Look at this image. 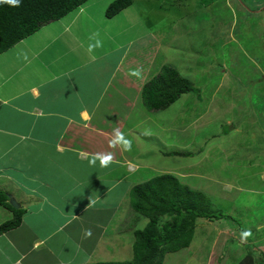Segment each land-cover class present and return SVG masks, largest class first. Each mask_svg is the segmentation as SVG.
Wrapping results in <instances>:
<instances>
[{"label": "crops", "instance_id": "obj_1", "mask_svg": "<svg viewBox=\"0 0 264 264\" xmlns=\"http://www.w3.org/2000/svg\"><path fill=\"white\" fill-rule=\"evenodd\" d=\"M105 9L99 0H87L0 54V156L8 152L10 157L13 155L19 160L11 161L22 164L16 170H3V160H0V178H4L1 184L6 182L5 186H0L6 190L8 181L13 190L21 189L24 194L17 193L21 197L16 201L25 210L21 224L0 235V264L124 261L111 258L121 254L129 259L136 229L128 236L119 230L115 220L118 213L121 216L126 211L128 215L129 190L149 178L152 172L171 173L180 167L171 164L180 161H176L182 157L178 152L177 155L161 154L165 163L142 162L143 154L156 143L144 133H151L154 122L163 128L166 122L161 111L147 112L140 98L143 84L158 74L162 66L180 71L176 64L165 60L171 55L163 53L161 42L153 36L154 28L146 24L134 3L112 18L104 15ZM97 39L101 46L89 51V46L95 45ZM160 54L165 59L155 67ZM103 73L106 76L98 90L97 101L78 100L72 108V97L57 98L61 90L73 88V81L79 82V77L74 76L97 78ZM185 96L182 94L173 104L181 102ZM56 100L66 107L60 110ZM130 122L134 124L130 126ZM59 130H63L61 134ZM115 130L127 136L130 147L124 143V138L114 143ZM174 135L170 132L169 147H183L185 144L178 141L182 137L178 135L175 141ZM108 155L111 161L107 166H101L99 160L94 165L89 163L96 156ZM60 158L70 160L71 171L63 170ZM83 161H88V169V165L82 166ZM59 180L63 185L55 183ZM209 182L220 183L212 179ZM225 184L224 188H228L222 193H232L233 186ZM246 190L256 199V204L245 206L244 212L258 210L245 213L246 222L240 224L225 218L197 220L192 241L184 249H189L191 257L199 264H239L250 250L259 262H264V219L255 218L262 210L264 216V190ZM7 192L14 197L11 191ZM28 199L35 202L25 207L24 201ZM65 200L75 211L62 209ZM43 202L46 213L41 210ZM37 213L40 216L33 220ZM138 216L137 225H145L144 217L141 220ZM44 218L55 222V235L58 230L73 227L67 235L58 231V240L50 244L53 231L40 234L37 229ZM61 219L64 221L59 225ZM205 223H213L212 228ZM80 234L82 240L76 243ZM71 240L77 244L79 252L70 249L67 255L65 244ZM165 260L164 257L163 264Z\"/></svg>", "mask_w": 264, "mask_h": 264}, {"label": "rangeland", "instance_id": "obj_2", "mask_svg": "<svg viewBox=\"0 0 264 264\" xmlns=\"http://www.w3.org/2000/svg\"><path fill=\"white\" fill-rule=\"evenodd\" d=\"M107 1L99 0L100 6L105 9ZM134 6L146 24L154 28L153 36L161 42L163 53L171 55V58L166 59L162 54L157 55L155 67L160 66L159 61L164 59L176 64L179 74L187 78L193 87L181 102L161 111L166 122L164 128L154 122L151 133H144L148 135L147 139L156 143L143 154L142 162L165 163L161 154L167 155L177 150L182 157L177 158L176 161L180 160L178 163L171 164L180 167L171 173L187 187L203 190L213 208L228 216L226 221L234 219L240 224L246 222L245 213H256L258 210L248 209L244 212L245 206L256 204V199L245 189L264 190V0H135ZM104 76H74L79 77V82L73 81V88L69 86L61 90L57 98L65 100L72 97V108L83 99L86 103L88 100L93 103L98 99ZM56 102L60 110L66 107L65 103ZM62 131L59 130L60 134ZM170 132L176 134L175 141L180 135L182 139L178 141L185 145L170 148L167 144ZM112 137L115 139L116 136L112 134ZM123 138L126 141L127 136ZM2 155L0 160H3V170L12 171L21 167V162L11 161H19L16 156L10 157L8 152ZM86 162L83 161L82 166L88 165ZM59 164L65 171H71L73 167L67 159L63 161L60 158ZM156 174L152 172L149 177ZM209 178L220 183H210ZM1 179L4 178H0V185L5 186L6 182L1 184ZM60 181L55 183L63 185ZM225 183L233 186L232 193H222L228 188H224ZM13 188L7 181L6 190L13 193L15 200L21 197L17 193L24 194L20 192L21 189ZM33 202L32 199L24 201L25 207ZM70 206L68 200L61 204L63 210L75 211ZM45 208L43 202L42 213H46ZM262 211L256 219H264ZM37 215L33 220L40 213ZM11 217V212L0 206V223ZM138 217L141 220L143 218L140 215ZM136 218L137 213L131 209H128V215L125 211V214L121 213L120 216L118 213L115 216L119 230L128 236L134 228L141 229L144 225H137ZM43 220L37 226L40 234L56 229L53 219ZM63 221L59 220V225ZM205 225L212 228L213 223ZM72 227L70 225L66 231H58L67 235ZM53 234L50 244L58 240V235L54 231ZM81 240L80 234L75 241L80 243ZM76 243L71 240L65 244L67 255L70 249L79 252ZM191 254L189 249L184 248L177 253L166 254L164 264H185L186 261V264H199ZM123 257L121 254L111 258L124 261L131 259Z\"/></svg>", "mask_w": 264, "mask_h": 264}, {"label": "trees", "instance_id": "obj_3", "mask_svg": "<svg viewBox=\"0 0 264 264\" xmlns=\"http://www.w3.org/2000/svg\"><path fill=\"white\" fill-rule=\"evenodd\" d=\"M87 0H0V54L16 43L73 11ZM135 0H113L105 11L112 18ZM191 82L171 66H162L159 74L143 84L140 98L147 112L157 113L173 104L182 94L191 92ZM176 154L177 152H170ZM8 192L0 188V206L12 217L0 223V235L17 228L25 212L23 207L13 208ZM132 212L146 219L141 229L133 232L131 259L84 264H163L168 253L189 246L198 219L228 218L213 208L209 198L201 191L182 184L171 173L153 175L136 183L128 193ZM242 230V228L240 229ZM239 264H264L250 250Z\"/></svg>", "mask_w": 264, "mask_h": 264}, {"label": "clouds", "instance_id": "obj_4", "mask_svg": "<svg viewBox=\"0 0 264 264\" xmlns=\"http://www.w3.org/2000/svg\"><path fill=\"white\" fill-rule=\"evenodd\" d=\"M17 2H18V0H17ZM100 46H101V41L99 39H97L95 45L89 46V51H91L93 47H100ZM115 136H116V141H114V143L119 142L120 140L123 139V134L119 130H115ZM124 143L126 145L130 146L129 141H124ZM97 160H99L101 166H107L109 164V162L111 161V156L110 155H108V156H96V157L92 158L89 161V163L94 165Z\"/></svg>", "mask_w": 264, "mask_h": 264}, {"label": "water", "instance_id": "obj_5", "mask_svg": "<svg viewBox=\"0 0 264 264\" xmlns=\"http://www.w3.org/2000/svg\"><path fill=\"white\" fill-rule=\"evenodd\" d=\"M8 199H9L10 205L13 208L18 209L20 207V204L11 195H8Z\"/></svg>", "mask_w": 264, "mask_h": 264}]
</instances>
